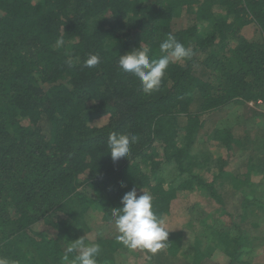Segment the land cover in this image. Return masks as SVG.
Listing matches in <instances>:
<instances>
[{
  "label": "trees",
  "instance_id": "1",
  "mask_svg": "<svg viewBox=\"0 0 264 264\" xmlns=\"http://www.w3.org/2000/svg\"><path fill=\"white\" fill-rule=\"evenodd\" d=\"M186 17H192L187 27L176 24ZM168 34L194 55L171 63L159 90L147 95L119 69V55L140 45L158 59ZM89 54L100 57L94 68L83 67ZM196 99L201 111L192 113ZM259 101L264 104V0H0V256L11 264H65L64 243L73 234L82 237L80 229L89 231L88 219L114 226L113 208L135 187L153 196L157 216L179 227L169 231L170 255L201 264L221 252L226 264L245 263L254 244L236 210L227 211L230 192L222 194L216 184L228 178L232 131H214L223 155L216 156L213 181L197 172L202 164L190 147L203 129L202 114ZM112 132L139 137L129 160L112 161ZM156 146L162 153L152 152ZM249 161L248 169L256 170ZM170 165L189 179L178 185L152 180ZM241 184L236 191L246 195L244 208L258 204L261 194ZM193 208L208 215L194 219ZM96 209L101 219L92 217ZM214 210L234 219L233 235L213 229ZM185 229L193 233L191 246ZM198 229L205 243L197 242ZM97 245L109 253L122 249L116 238ZM149 255L124 247L118 257L98 254L97 264H156Z\"/></svg>",
  "mask_w": 264,
  "mask_h": 264
},
{
  "label": "rangeland",
  "instance_id": "2",
  "mask_svg": "<svg viewBox=\"0 0 264 264\" xmlns=\"http://www.w3.org/2000/svg\"><path fill=\"white\" fill-rule=\"evenodd\" d=\"M145 3L150 2V0H143ZM192 17L179 18L176 20V24L181 27H187L189 21ZM179 27V28H181ZM255 30H250L249 34L255 35ZM250 35V36H251ZM249 36V37H250ZM259 38V35H257ZM106 47H111V44H106ZM204 56H202L203 58ZM202 77H206L201 70L198 73ZM200 102L196 99L191 106V112L196 113L200 112ZM264 115V107L262 106H251L250 103L246 104H238L233 103L227 105L224 109L215 113H205L202 114V124L203 129L197 133V136L194 137L191 144V152L192 155L199 159V163L202 164L201 167L197 168V172L202 175V177L207 181H213L214 175L218 173L217 168V157L219 154L223 155L221 152V147L219 143L214 140V131L217 128H222L225 130L232 131V135L235 138V144L233 145L235 148L234 157L230 160L229 166L227 168L231 169V174L229 178L225 180H218L217 187L219 192L226 195V208L227 211L235 213L236 210V221L242 224L243 228L248 229L249 238L253 242V250L247 249L248 252L245 258H243L246 262L242 264H264V120L258 116V114ZM187 120L183 118L180 120L181 126L186 125ZM42 127L48 132L49 124L46 120L41 122ZM184 135L181 132V137ZM162 148L160 146H156L152 152L154 153H162ZM159 155V154H158ZM225 155V153H224ZM217 156V157H216ZM253 159L256 164V170L251 166L248 169L249 160ZM209 168H208V165ZM242 171V180L238 183H242L244 185H240V188H246L248 193L252 191L259 192L261 195L258 196L257 199L258 204L253 205V207L244 208L245 205L242 203L245 201L246 195L243 192L237 191L234 195L231 194V188L234 187V181L236 174H239ZM150 174V172H149ZM150 177L152 180H161L166 179L168 182H172L175 185H178L180 182H183L185 179H189L187 175H180L177 167L175 165L165 166L159 174H151ZM228 177V176H226ZM237 183V182H236ZM237 183V184H238ZM247 183V184H245ZM191 207V201H187V208ZM208 211V210H207ZM92 217H103L100 210H92ZM59 215H61L59 213ZM191 215L194 219L200 217H206L208 213L198 208H193L191 210ZM214 219L216 220V224L213 229L215 230H223L225 229L229 235H233L235 233V228L232 227V221L229 215H222L221 212L214 210L213 212ZM242 217L245 221L240 220ZM95 220V219H94ZM93 219H88L89 222V231H84L80 229L79 235H81L84 239L85 244L92 245L97 244V241L102 239H113L116 238L119 234L115 228V226L108 225L104 222V220L94 221ZM165 228L167 231H171L174 233L176 230H180L179 227H174V220L171 222L167 220L165 222ZM175 229V230H174ZM38 230H41L39 228ZM195 229H192V231ZM191 231V232H192ZM199 229L195 231L196 237H198V243H205L204 235H202V230ZM186 229L182 232L185 235L186 243L191 246V240L193 241L192 234H188ZM78 234V233H77ZM248 235V234H247ZM72 241H66L64 239V247L70 245L71 242L76 241L82 237L74 236ZM76 237V238H75ZM186 244L185 248L188 247ZM170 245V244H169ZM100 248L99 254L103 257H118L117 251H123L124 246L122 244V249H118L114 252H107V250ZM170 248V246H169ZM126 249V248H125ZM219 251H221L219 249ZM140 253H143L142 250H139ZM155 258L156 264H188L185 260H181L178 257L170 255L167 251V248L160 251L158 254L153 255ZM119 259V258H118ZM129 262L132 260L131 257L128 258ZM131 263V262H130ZM201 264H226V256L223 253H216L215 257L210 260H205Z\"/></svg>",
  "mask_w": 264,
  "mask_h": 264
},
{
  "label": "clouds",
  "instance_id": "3",
  "mask_svg": "<svg viewBox=\"0 0 264 264\" xmlns=\"http://www.w3.org/2000/svg\"><path fill=\"white\" fill-rule=\"evenodd\" d=\"M63 44L57 40V46ZM158 59L149 58V48L137 47L124 55H119L118 66L124 73L132 74L140 83L141 90L151 95L158 91L165 72L171 63L191 60L194 52L191 47L185 48L176 37L168 34L160 43ZM69 66L71 62L69 61ZM100 63L98 54H89L83 67L94 68ZM139 137L127 133L112 132L108 137V149L112 161L127 159L131 156L132 145ZM138 194L133 187L121 198V207H114L111 213L112 222L119 233L116 239L130 251L137 249L152 255L158 254L168 246L169 231L165 228V220L157 216L153 210V196L144 189ZM100 248L97 244H85L83 237L71 242L67 247L62 260L70 262V254L75 253L70 264H97ZM0 264H11L8 258L0 256Z\"/></svg>",
  "mask_w": 264,
  "mask_h": 264
},
{
  "label": "crops",
  "instance_id": "4",
  "mask_svg": "<svg viewBox=\"0 0 264 264\" xmlns=\"http://www.w3.org/2000/svg\"><path fill=\"white\" fill-rule=\"evenodd\" d=\"M231 169H229V168H227V170H226V176H228V178L230 177V176H233L232 174H231V171H230ZM242 173V171L239 173V174H236L235 175V178L233 179V181H234V187L233 188H231L230 190L231 191H236L237 189H236V185H237V183H238V181L240 182L241 180H242V175L243 174H241ZM237 182V183H236ZM237 192V191H236Z\"/></svg>",
  "mask_w": 264,
  "mask_h": 264
},
{
  "label": "built area",
  "instance_id": "5",
  "mask_svg": "<svg viewBox=\"0 0 264 264\" xmlns=\"http://www.w3.org/2000/svg\"><path fill=\"white\" fill-rule=\"evenodd\" d=\"M250 104H251V106H253V107H256V106H263L264 107V104H263V102L262 101H259V102H257V103H255V102H250Z\"/></svg>",
  "mask_w": 264,
  "mask_h": 264
}]
</instances>
